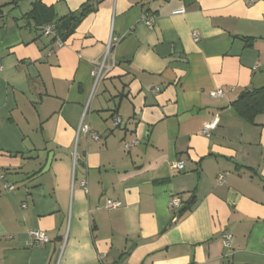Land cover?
Instances as JSON below:
<instances>
[{
	"label": "crops",
	"instance_id": "obj_1",
	"mask_svg": "<svg viewBox=\"0 0 264 264\" xmlns=\"http://www.w3.org/2000/svg\"><path fill=\"white\" fill-rule=\"evenodd\" d=\"M37 2L90 11L57 48ZM0 68V264H264V107H233L264 87V0H0ZM171 197L194 200L173 224Z\"/></svg>",
	"mask_w": 264,
	"mask_h": 264
},
{
	"label": "built area",
	"instance_id": "obj_2",
	"mask_svg": "<svg viewBox=\"0 0 264 264\" xmlns=\"http://www.w3.org/2000/svg\"><path fill=\"white\" fill-rule=\"evenodd\" d=\"M252 0H249V3H251ZM183 11L180 10L179 13H182ZM145 24L148 27H152L153 24V17H149V18H143ZM42 34L44 36H51V37H55V46L57 48H61L64 45V42L62 40H60L59 38H56L55 35V29H54V25H46L42 28ZM192 39L194 42H196L198 40V34L197 33H192L191 35ZM117 43V39H111L109 40L105 52L102 55L101 59L96 62L93 65V68L91 70V76L94 79V87L97 86L98 82L100 80H102L106 75H108L114 68L115 63L114 61L111 59L110 55H111V49L115 46V44ZM1 69V68H0ZM157 91V89H156ZM210 95L212 98H220L224 95V91L222 89H217L215 91L210 92ZM112 123V127L113 128H119L122 126V122L120 120L119 117H113L111 120ZM209 130H210V126L209 125H205L202 129V134L204 136H209ZM79 132L87 137H89L91 140L93 141H98L99 140V136L97 134H95L87 125H82L80 124L79 126ZM138 144L137 140H134L132 142L129 143H125L123 148L124 150H130L133 147H135ZM184 164L183 162H176L173 164V169L175 170H181L183 168ZM219 183H223V178L222 176H220L218 178ZM0 182L2 183V188L3 190L7 191V192H13L15 190V187L6 183L4 181V175L0 174ZM81 188L84 191H87V181H83L80 183ZM121 206V203L118 201H112V200H106L104 203L103 208L107 211L118 208ZM168 206L170 209L172 210H176L178 211L181 207V203L174 197H171V199L169 200ZM23 208L25 206H22ZM29 238H30V245H39V244H47L49 242L48 237L39 230H30L27 232ZM222 243L224 248L227 251L231 250L232 247V236L229 234H225L222 237Z\"/></svg>",
	"mask_w": 264,
	"mask_h": 264
},
{
	"label": "trees",
	"instance_id": "obj_3",
	"mask_svg": "<svg viewBox=\"0 0 264 264\" xmlns=\"http://www.w3.org/2000/svg\"><path fill=\"white\" fill-rule=\"evenodd\" d=\"M88 11H90V7L85 6L77 14H71L62 19H56L52 8L44 6L41 2H37L24 18L34 21V24L38 31H40L41 35H43L42 28L44 26L54 25L56 38H59L64 42L65 39L73 33L77 24ZM53 41L55 42V37H53ZM233 107L242 118L252 122V119L263 111L264 87L242 93L239 99L233 103ZM193 203V199L185 203L174 215L171 224L176 222L181 215L191 209Z\"/></svg>",
	"mask_w": 264,
	"mask_h": 264
},
{
	"label": "water",
	"instance_id": "obj_4",
	"mask_svg": "<svg viewBox=\"0 0 264 264\" xmlns=\"http://www.w3.org/2000/svg\"><path fill=\"white\" fill-rule=\"evenodd\" d=\"M50 162H51V154L48 156V160H47V164L45 166V171L48 169L49 165H50Z\"/></svg>",
	"mask_w": 264,
	"mask_h": 264
}]
</instances>
